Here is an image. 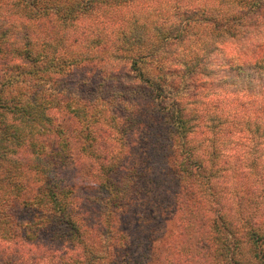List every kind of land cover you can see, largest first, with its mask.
Instances as JSON below:
<instances>
[{
    "label": "trees",
    "instance_id": "1",
    "mask_svg": "<svg viewBox=\"0 0 264 264\" xmlns=\"http://www.w3.org/2000/svg\"><path fill=\"white\" fill-rule=\"evenodd\" d=\"M0 11L10 23L0 29V264H55V257L61 264H264V226L244 211L251 189L248 201L239 197L237 220L211 202L213 182L226 173L215 162L223 133L205 159L192 138L203 118L242 127L245 100L264 113V44H244L238 56L226 48L250 15L264 19V0H0ZM219 82L233 83L244 98L210 113L184 103L189 92ZM146 115L162 117L165 130L157 121L144 125ZM103 125L123 146L99 158ZM73 139L81 154L102 159L95 191L84 198L62 171ZM136 148L143 149L137 159ZM167 163L179 184L190 181L189 195L207 187L214 211L195 198L178 228L176 212L164 208L173 230L154 258L153 240H137L118 223L122 214L138 215L139 197Z\"/></svg>",
    "mask_w": 264,
    "mask_h": 264
},
{
    "label": "rangeland",
    "instance_id": "2",
    "mask_svg": "<svg viewBox=\"0 0 264 264\" xmlns=\"http://www.w3.org/2000/svg\"><path fill=\"white\" fill-rule=\"evenodd\" d=\"M8 18L9 13L3 14L0 11V29H3L4 33H6V29L10 24ZM6 21L8 22L7 24ZM248 23L249 26L247 28H242L241 32L235 36L238 40L233 41L231 44L227 43L226 48H228L229 53L231 52L234 54L236 52L235 55L238 56L243 49L244 44H247L250 47L264 44V19H260V17L257 18V16L251 18L250 15ZM3 26L4 28H2ZM245 32L249 33L247 37L244 36ZM250 38H253L254 40ZM0 49H3V46L0 45ZM218 50L219 49L213 51L215 56L219 55L221 52H218ZM223 50L224 49L222 48V52H224ZM256 52L259 53L258 51ZM222 57V54L219 55V58ZM127 66L128 65H125L126 68ZM230 72L231 70L228 71V73ZM198 78L204 79V77L201 76ZM217 78H221L222 82L230 80L226 75L224 78H222V75H213L210 77L211 80ZM124 83H127L128 85L133 84L132 80H124ZM176 83H178V81ZM197 85H201L202 88L205 89L203 83H198ZM215 85L216 87L214 88H206L203 92H198L197 96L195 93L189 92V95L184 98V103L191 102L196 105L198 110H206L207 113H210L214 106H216L219 111L234 105L240 98H244L243 95L238 93L237 86H234L233 83L227 85L219 82L215 83ZM250 98L256 99L258 97L256 95H251ZM228 100H231L232 102H229ZM245 103L250 107L247 109V113L244 110L242 115L243 118L241 120L242 127H234L230 122H225L223 127H220L217 120L212 122L203 118L197 121L199 128L198 135H194L195 129H193L194 132L192 138L194 137L193 143L197 148L195 155L205 159L207 153L211 151L210 144L213 139H215L214 135L216 133H223L222 138L215 139L216 144L214 146L218 151V159H215V162L218 167L222 166L226 173L223 175V172L220 173L221 171H219L216 180L213 182L212 188H214V190L212 191L216 193V197H214V200L216 201L211 200V202L218 203L220 209L221 207H224L226 214L231 216L232 219L236 218L237 220V218H239L238 215L241 213L237 207V204L240 202L239 197L245 198L246 201L248 192L251 189V196H249V199L253 202L250 205H247L249 202L247 204L243 203L248 206L244 207V211L247 210L245 215L255 214V222L264 226V139L261 136L262 132L264 133V125L260 118L264 113L262 112V107L258 106L257 101H254V107H252L246 100ZM189 107L194 109L191 105H189ZM147 108L153 109L150 104ZM218 114L219 113H217V115ZM60 121L67 128L65 115H62ZM145 121L147 122H144V125L148 122H155L157 120L150 115H146ZM157 122L156 124L158 126L162 125L161 128L164 129L163 118H158ZM68 126H70V124H68ZM102 128L106 132L104 135L107 140L104 143L99 141L96 144L99 158L107 153L108 148H112L115 153V151L123 146V144L118 141V132H113L112 128H107L106 126ZM216 128L217 130H215ZM239 128L244 129L243 135L238 134ZM125 134L123 138L128 141V138H125ZM70 143L72 162L62 171L65 174L67 182L73 187L74 194L79 198H84L85 196H90L95 191L96 180L94 174H96L98 165L101 164L100 161H102V159L98 160V158H93L89 153H85L84 155L81 154L79 152L80 140L73 139ZM148 148L149 147L146 148V152L148 151ZM138 152L141 154L143 149L136 148V150L131 151V154L135 159L138 158ZM122 154H128L129 156L126 148L122 149ZM155 168L161 170V167ZM162 171L163 172L160 173V175L157 174V176H155V184L149 185V190L151 191L145 197H139L138 200H141V203L139 205V210H137L138 215L134 216L132 213L122 214L120 222L118 223L121 230L125 231L129 236L137 238V240H141L142 242H145V239H147V241L148 239L153 240L152 251L154 258L163 254L162 252L164 248L170 243V234L173 230L171 216L167 218L165 214H162L165 210L164 208L169 210L167 214L171 215L176 212L174 224L178 228V217L179 215H183V210L186 209L184 204H189L195 198L203 201V204L200 205L201 208H205L204 206H206L205 210L209 212L208 209H210L211 206L212 211H214V205L209 201L210 196L205 194V192L208 191L206 190V186H202L203 188L206 187L205 189H197V186H195V182L192 179L194 182L192 189L196 187L197 191L192 195H189L188 191L184 190V188L187 187L190 181H184L179 184L178 177L174 176V170L171 164L167 163V165L165 164L162 166ZM184 224H186L185 221ZM163 232H165V235L164 237H161L160 235ZM184 242L186 241L183 239L182 243L184 244ZM55 258L56 259L52 258V262L55 264H61L59 263V259L57 257Z\"/></svg>",
    "mask_w": 264,
    "mask_h": 264
}]
</instances>
